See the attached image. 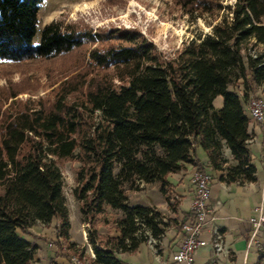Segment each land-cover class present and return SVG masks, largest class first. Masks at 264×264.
I'll return each instance as SVG.
<instances>
[{
	"label": "trees",
	"instance_id": "obj_1",
	"mask_svg": "<svg viewBox=\"0 0 264 264\" xmlns=\"http://www.w3.org/2000/svg\"><path fill=\"white\" fill-rule=\"evenodd\" d=\"M173 1L185 12L222 14L208 33L167 58L136 30L91 33L57 21L44 25L33 45L42 0H0L1 61L48 59L96 44L87 66L58 86L53 101L17 103L0 113V264H33L36 247L17 230L36 222H56V234L68 241L57 162L79 164L72 196L82 223L105 208L122 213L117 236L98 244L88 236L89 264H125L117 255L133 253L145 232L160 239L159 212L127 203L126 191L138 184H157L165 197L166 177L187 165L218 173L225 183L255 180L245 107L257 89L264 97V0Z\"/></svg>",
	"mask_w": 264,
	"mask_h": 264
},
{
	"label": "rangeland",
	"instance_id": "obj_2",
	"mask_svg": "<svg viewBox=\"0 0 264 264\" xmlns=\"http://www.w3.org/2000/svg\"><path fill=\"white\" fill-rule=\"evenodd\" d=\"M232 2L233 0H220L222 6ZM221 14V11L212 14L185 12L173 0H42L32 44H37L39 32L44 25L57 21L61 22L62 27L86 29L91 33L109 28L133 29L150 42L156 52L169 58L177 53L183 43L208 33ZM95 45L87 43L67 55L48 59L19 63L0 60V113L17 103L53 101L58 86L87 66L88 52ZM94 74L95 72L90 73L86 79ZM73 96L70 95L69 98ZM56 165L62 180L61 192L67 210L69 239L67 242H54L53 245L61 248L66 261L73 255L89 263L93 251L88 236L93 235L96 244L117 236L114 223L122 218V213L105 208L91 224L82 223L78 204L72 196L79 164L75 161H61ZM143 185L140 183L137 190L126 191L129 195L128 205L143 206L146 201L158 204L165 200L166 210L157 212L162 219L169 221L166 216L176 207L174 202L180 203L179 197H174L172 187L166 189V196L172 198L169 201V198H163L159 193L157 184L156 187L154 184Z\"/></svg>",
	"mask_w": 264,
	"mask_h": 264
},
{
	"label": "crops",
	"instance_id": "obj_3",
	"mask_svg": "<svg viewBox=\"0 0 264 264\" xmlns=\"http://www.w3.org/2000/svg\"><path fill=\"white\" fill-rule=\"evenodd\" d=\"M258 91L259 89H257ZM220 106L221 99L216 97L213 100V107L218 109ZM245 112L248 116L247 106ZM247 135L249 136L247 151L255 168V180L252 183L242 185L225 183L218 180V173L205 170L210 176L207 204L212 210L211 223L222 234L227 253L214 256L211 249L204 246L194 252V264H255L257 262L264 264V227L259 228L250 241L249 236L252 228L248 221L254 216V208L259 201L260 185L264 178V127L252 122L249 116ZM224 152L231 163L228 151L225 150ZM195 156L199 163L204 166L206 161L204 153L200 149H196ZM192 169L190 165H187L179 173L170 174L166 177L175 194L174 197H179L180 203L174 202L176 207L166 216L169 221L161 218L165 227L154 248L157 254L154 255L150 246L143 242L138 245L133 253L118 254L117 258L120 261L125 264H172L170 254L177 249V244L182 238L179 225L190 217L188 205L192 198V188L189 184V177ZM154 187H156L155 184ZM126 197L128 200L129 195L126 194ZM167 198L169 201L172 200L171 197ZM143 206L154 207L156 211L167 208L165 200L158 204L146 201ZM55 225L56 222L47 226L36 222L22 232L17 230L19 236L36 247L32 259L33 264H67L66 259L62 256L61 248L58 249L53 245L56 234ZM201 238L203 240L209 238V228L205 229ZM48 244H51V247H48Z\"/></svg>",
	"mask_w": 264,
	"mask_h": 264
},
{
	"label": "built area",
	"instance_id": "obj_4",
	"mask_svg": "<svg viewBox=\"0 0 264 264\" xmlns=\"http://www.w3.org/2000/svg\"><path fill=\"white\" fill-rule=\"evenodd\" d=\"M252 57L254 52H249ZM255 96H251L247 102V112L249 119L264 127V97L260 90L256 92ZM192 172L189 177V184L192 188V198L188 205L190 217L188 220L179 225L182 233V238L177 244V249L170 254V261L172 264H194V252L204 246H208L214 256L226 254L224 247L223 236L219 233L216 227L212 226V210L209 208L207 202L209 199V183L210 176L205 171H198L192 167ZM251 225V234L249 240L251 241L257 230L264 227V178L259 189V201L254 208V216L249 218ZM209 228V238L203 240L201 235L205 229ZM146 243L153 250L154 255L157 254L154 249L158 240L150 237L148 232L144 233ZM62 239L55 234L53 242L60 243ZM51 247V244H48ZM93 259V256H91ZM213 263V262H212ZM67 264H89L79 256H69Z\"/></svg>",
	"mask_w": 264,
	"mask_h": 264
},
{
	"label": "bare ground",
	"instance_id": "obj_5",
	"mask_svg": "<svg viewBox=\"0 0 264 264\" xmlns=\"http://www.w3.org/2000/svg\"><path fill=\"white\" fill-rule=\"evenodd\" d=\"M86 6V4L83 6V8Z\"/></svg>",
	"mask_w": 264,
	"mask_h": 264
}]
</instances>
